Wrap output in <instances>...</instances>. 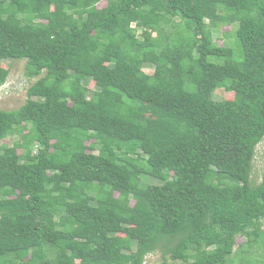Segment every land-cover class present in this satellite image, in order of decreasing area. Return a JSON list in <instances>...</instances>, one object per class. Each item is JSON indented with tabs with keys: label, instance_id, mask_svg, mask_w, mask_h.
<instances>
[{
	"label": "trees",
	"instance_id": "1",
	"mask_svg": "<svg viewBox=\"0 0 264 264\" xmlns=\"http://www.w3.org/2000/svg\"><path fill=\"white\" fill-rule=\"evenodd\" d=\"M100 1L0 0V264H264V0Z\"/></svg>",
	"mask_w": 264,
	"mask_h": 264
},
{
	"label": "rangeland",
	"instance_id": "2",
	"mask_svg": "<svg viewBox=\"0 0 264 264\" xmlns=\"http://www.w3.org/2000/svg\"><path fill=\"white\" fill-rule=\"evenodd\" d=\"M106 0H102L98 3V6H104ZM230 26H222L218 30L213 31L212 38L219 46H228L229 40L223 36V32L230 30ZM2 65H5L9 69V75L7 80L0 86V108L9 110L14 109L21 105L26 97V88L34 79H28L25 75V61L20 59H7L0 61ZM144 70L148 73L152 72V66H144ZM92 84V83H91ZM215 99L222 98H231L229 92H225L223 89H218L214 93ZM264 138L260 141L255 149V156L253 159V168H252V179L255 183L260 181V173L263 165L264 159ZM149 182H156L155 179H150L147 177ZM243 240L241 237H238L237 241ZM160 258L159 253H150L146 256V259L143 264H158Z\"/></svg>",
	"mask_w": 264,
	"mask_h": 264
}]
</instances>
